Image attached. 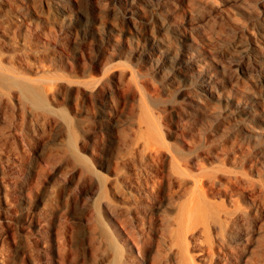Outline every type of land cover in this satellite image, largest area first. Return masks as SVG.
<instances>
[{"label": "rangeland", "instance_id": "374dc122", "mask_svg": "<svg viewBox=\"0 0 264 264\" xmlns=\"http://www.w3.org/2000/svg\"><path fill=\"white\" fill-rule=\"evenodd\" d=\"M166 1L0 0V264H264V0Z\"/></svg>", "mask_w": 264, "mask_h": 264}, {"label": "bare ground", "instance_id": "6f19581e", "mask_svg": "<svg viewBox=\"0 0 264 264\" xmlns=\"http://www.w3.org/2000/svg\"><path fill=\"white\" fill-rule=\"evenodd\" d=\"M168 1H166V3ZM58 2L59 1H57V3ZM60 5H61L60 7L62 10L67 11L65 5H63V4H60ZM68 38H69V36H68ZM187 40H189V36L187 37L185 34H183L182 39L179 40V41H181V43H179V44L184 45ZM252 52H253L254 57L256 59L257 65L264 64V55H263V50L261 49V47H259V46L253 47ZM161 60H162V57L160 56V54L155 53V54H148L147 55V62L150 64L152 62H158V61L161 62ZM194 61L191 58L190 53H188V52L184 53L183 56L180 57V59L178 60L177 64L172 65L171 71L173 74H175V77H174L175 80L174 81H176V80L182 81L187 76H190V77L200 76V74L196 72L197 70L195 71V62ZM162 66H164V65H162ZM192 91L193 92L187 94V99H188L187 104H186V106L188 107L187 113L191 116H194V117H200V116H202V113L204 112V109H205L204 108V106H205L204 101L206 99V96L208 95V92L211 91V79L204 78L197 85V87L194 88V90H192ZM104 103L106 106V110L103 113L106 115H109L110 109H108V108H110V103L108 101H105Z\"/></svg>", "mask_w": 264, "mask_h": 264}]
</instances>
